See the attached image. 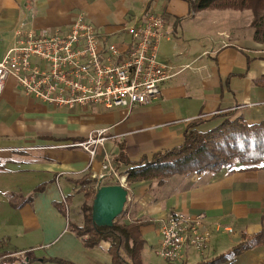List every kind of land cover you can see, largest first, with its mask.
Wrapping results in <instances>:
<instances>
[{
    "label": "crops",
    "instance_id": "0c3cea01",
    "mask_svg": "<svg viewBox=\"0 0 264 264\" xmlns=\"http://www.w3.org/2000/svg\"><path fill=\"white\" fill-rule=\"evenodd\" d=\"M218 10L235 13L216 14ZM149 12L167 19L158 59L177 68L193 66L166 80L152 103L131 110L56 107L27 95L14 78L0 93V255L17 257L10 264H113L106 251L109 242L86 247L60 208L65 200L71 206L80 194L86 199L79 190L85 179H95L96 188L112 179L101 182L98 177L122 147L136 161L181 145L194 121L206 131L227 115L250 123L264 120V41L253 38L251 10H196L188 0H0V59L21 38L15 34L18 28L68 31L84 13L108 40L122 41L128 39L124 27ZM244 14L248 20L240 24ZM102 128L108 129V138L93 159L73 145ZM238 168L176 174L163 185L153 180L127 185L130 221H147L141 226L147 240L143 264H161L152 262L149 252L157 253L160 225L171 213L201 215L233 228L214 231L208 243L190 247L185 264L226 252L262 228L264 163ZM126 169L121 165L117 170L125 174ZM231 264H264V245Z\"/></svg>",
    "mask_w": 264,
    "mask_h": 264
},
{
    "label": "built area",
    "instance_id": "2783aa9c",
    "mask_svg": "<svg viewBox=\"0 0 264 264\" xmlns=\"http://www.w3.org/2000/svg\"><path fill=\"white\" fill-rule=\"evenodd\" d=\"M166 16L149 12L142 21L128 23V39L110 41L107 34L79 13L68 31H37L18 28V43L0 59V93L14 78L25 93L56 107L133 109L150 104L162 94V84L189 68H177L158 59L159 44L167 37ZM106 128L96 129L87 139L73 143L85 149L93 159L107 140ZM98 179L112 178L127 187V175L108 160ZM99 185H97L98 187ZM233 232L208 222L201 215L171 213L160 225L157 253L167 261L187 259L188 249L208 243L214 231ZM2 259L0 258V263Z\"/></svg>",
    "mask_w": 264,
    "mask_h": 264
},
{
    "label": "trees",
    "instance_id": "16d2710c",
    "mask_svg": "<svg viewBox=\"0 0 264 264\" xmlns=\"http://www.w3.org/2000/svg\"><path fill=\"white\" fill-rule=\"evenodd\" d=\"M192 9L206 8L251 10L254 29L253 38L264 41V0H188ZM198 122H192L184 132L181 145L164 151H158L151 157L144 156L140 160H131L124 147L113 158L116 168L126 165V181L128 185L144 180L156 181L163 185L176 174L235 172L238 164L264 162V120L250 123L244 117L227 115L209 130L197 129ZM85 185L79 190L84 192L85 200L81 204L84 226L72 224L68 226L84 245L95 248L102 242H109L106 249L113 264H143L142 250L147 240L142 234L141 226L147 223L142 219L125 221L127 210L114 220L111 226H99L92 218V202L96 193L95 179H85ZM88 183V184H87ZM92 183V184H91ZM91 184V185H90ZM103 184H118L106 179ZM89 186V189H86ZM69 202L63 201L67 209ZM264 216V214H263ZM244 240L228 251L213 258L201 260L195 264H231L247 250L264 245V220L262 228L253 234L244 235ZM2 264L16 262L17 257L1 256ZM63 263V260H58Z\"/></svg>",
    "mask_w": 264,
    "mask_h": 264
},
{
    "label": "water",
    "instance_id": "95a60500",
    "mask_svg": "<svg viewBox=\"0 0 264 264\" xmlns=\"http://www.w3.org/2000/svg\"><path fill=\"white\" fill-rule=\"evenodd\" d=\"M128 189L122 184H103L97 188L92 202V218L99 226H111L123 214Z\"/></svg>",
    "mask_w": 264,
    "mask_h": 264
},
{
    "label": "rangeland",
    "instance_id": "374dc122",
    "mask_svg": "<svg viewBox=\"0 0 264 264\" xmlns=\"http://www.w3.org/2000/svg\"><path fill=\"white\" fill-rule=\"evenodd\" d=\"M218 13H221V15H225V14L231 15L232 13H235V11H232V10H218L216 12V14H218ZM246 17H247V15L244 14L243 17H242V19H239L238 22L240 24L241 23H244L246 20H248V18L246 19ZM84 181L86 183V180H84ZM85 183L83 182V185H85ZM88 187L89 186H86V189H89ZM83 200H84V197H83L82 194H80L79 196H77L74 199V202H73V204L71 206H70V204L67 205V209H65L64 205L62 206V208L64 209V211H66V215L68 217V220H70V222L72 224L84 226V221H83L84 215H83V211H82V208H81V203L83 202ZM129 218H130V215L128 216L127 213H126V216H125L124 220L125 221H130ZM225 237H227V238L229 237L230 238V235H227ZM159 239H160V237H159ZM149 253H151V260H152V262H161V264H166V260L162 256H160L159 254H157L156 252H155L156 254L153 253V252H151V251ZM185 261L186 260H184L183 263L180 262V261H176L175 263L176 264H185L184 263ZM16 264H18V263H16Z\"/></svg>",
    "mask_w": 264,
    "mask_h": 264
}]
</instances>
